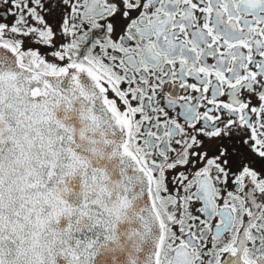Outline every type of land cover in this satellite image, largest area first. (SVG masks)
<instances>
[{
	"label": "snow or ice",
	"instance_id": "snow-or-ice-1",
	"mask_svg": "<svg viewBox=\"0 0 264 264\" xmlns=\"http://www.w3.org/2000/svg\"><path fill=\"white\" fill-rule=\"evenodd\" d=\"M0 264H264V0H0Z\"/></svg>",
	"mask_w": 264,
	"mask_h": 264
}]
</instances>
